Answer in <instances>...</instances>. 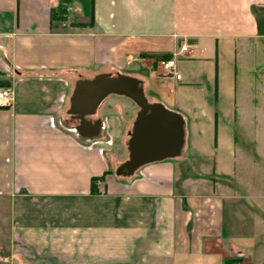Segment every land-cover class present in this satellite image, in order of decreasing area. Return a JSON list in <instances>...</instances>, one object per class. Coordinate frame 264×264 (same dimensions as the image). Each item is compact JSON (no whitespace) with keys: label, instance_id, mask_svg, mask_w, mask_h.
<instances>
[{"label":"crops","instance_id":"1","mask_svg":"<svg viewBox=\"0 0 264 264\" xmlns=\"http://www.w3.org/2000/svg\"><path fill=\"white\" fill-rule=\"evenodd\" d=\"M100 76L180 113L181 154L118 173L141 107ZM0 79V264H264V0H0Z\"/></svg>","mask_w":264,"mask_h":264},{"label":"water","instance_id":"2","mask_svg":"<svg viewBox=\"0 0 264 264\" xmlns=\"http://www.w3.org/2000/svg\"><path fill=\"white\" fill-rule=\"evenodd\" d=\"M93 90L92 104L98 103L111 91L132 97L141 107L129 139V159L118 173L131 175L140 166L181 154L185 144V120L183 116L162 103H149L138 86V81L126 77H97L88 83Z\"/></svg>","mask_w":264,"mask_h":264},{"label":"rangeland","instance_id":"3","mask_svg":"<svg viewBox=\"0 0 264 264\" xmlns=\"http://www.w3.org/2000/svg\"><path fill=\"white\" fill-rule=\"evenodd\" d=\"M161 65V63H160ZM242 71L243 69L242 68H239V91H238V96L240 97H244V96H248V92H245L243 89H241V82H242V79L244 77H246V75H242ZM259 96H260V103L264 104V95H262V93H259ZM253 100V99H252ZM256 102V101H254ZM242 107V106H241ZM261 127L264 128V125H262ZM245 140V136H244V133L242 131V128L239 126L238 129H237V141H238V146H239V149L242 148V145H243V142ZM240 158V157H239ZM125 161V158L124 159H121L120 163L122 164V162ZM119 163V164H120ZM244 166H243V163L241 161H238V164H237V175L238 176H243L244 174ZM253 174L251 177L254 178L255 180L256 179H260V180H263L264 181V173H262V171H257V169L255 168V170H251L250 172V175ZM2 205L0 204V213L2 212ZM7 228H6V221L3 220L1 217H0V263L2 262V260H4L3 257H5L6 254L9 253V251H7L6 249V245H5V242H6V236H7Z\"/></svg>","mask_w":264,"mask_h":264},{"label":"built area","instance_id":"4","mask_svg":"<svg viewBox=\"0 0 264 264\" xmlns=\"http://www.w3.org/2000/svg\"><path fill=\"white\" fill-rule=\"evenodd\" d=\"M188 49V45L186 43L181 45V51H186ZM161 65L167 71L168 74H173L177 78H180L181 75L176 72L177 66L174 60H162ZM14 99V91L11 85L8 86H0V107H9L12 105ZM111 144L112 141L109 139L106 141ZM233 264H241L239 262H235Z\"/></svg>","mask_w":264,"mask_h":264},{"label":"trees","instance_id":"5","mask_svg":"<svg viewBox=\"0 0 264 264\" xmlns=\"http://www.w3.org/2000/svg\"><path fill=\"white\" fill-rule=\"evenodd\" d=\"M62 12H63L62 7H60L58 10H54V9H53V15L58 14V16H59V14H60V16H61ZM8 85H10V81H9V80H3V79H0V86H8ZM101 179H103V176H100V177H93V178H92V181H91V188H92V191H93V192L97 191V188H96L97 185H96V184H97V182H98L99 180H101Z\"/></svg>","mask_w":264,"mask_h":264}]
</instances>
